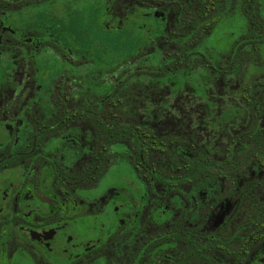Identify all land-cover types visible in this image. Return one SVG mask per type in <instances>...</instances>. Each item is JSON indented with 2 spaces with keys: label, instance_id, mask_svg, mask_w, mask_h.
<instances>
[{
  "label": "flooded vegetation",
  "instance_id": "af4514ba",
  "mask_svg": "<svg viewBox=\"0 0 264 264\" xmlns=\"http://www.w3.org/2000/svg\"><path fill=\"white\" fill-rule=\"evenodd\" d=\"M259 1L0 0V264H264Z\"/></svg>",
  "mask_w": 264,
  "mask_h": 264
},
{
  "label": "rangeland",
  "instance_id": "374dc122",
  "mask_svg": "<svg viewBox=\"0 0 264 264\" xmlns=\"http://www.w3.org/2000/svg\"><path fill=\"white\" fill-rule=\"evenodd\" d=\"M259 2L262 7L260 13H263L264 0H260ZM82 39L87 45H92L97 42V45L99 46L97 54H99V56L102 55V57L108 55L107 49L113 54V56L117 57L126 55V52H130L132 50L131 43L128 42L130 39L126 38V30L123 29V27L119 29H106L99 25L92 29L91 32L85 33ZM122 173L126 175L129 174L133 177L128 165L126 164L125 167V165L119 161L115 163V165L104 175L103 181L106 182L108 178H111L113 181L119 182L121 181L120 175Z\"/></svg>",
  "mask_w": 264,
  "mask_h": 264
}]
</instances>
